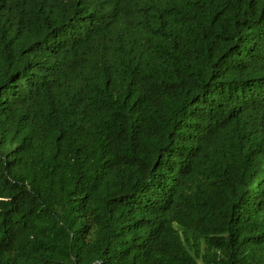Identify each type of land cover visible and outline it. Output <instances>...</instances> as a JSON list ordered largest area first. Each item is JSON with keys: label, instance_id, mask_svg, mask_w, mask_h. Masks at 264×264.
Listing matches in <instances>:
<instances>
[{"label": "trees", "instance_id": "1", "mask_svg": "<svg viewBox=\"0 0 264 264\" xmlns=\"http://www.w3.org/2000/svg\"><path fill=\"white\" fill-rule=\"evenodd\" d=\"M0 264H264V0H0Z\"/></svg>", "mask_w": 264, "mask_h": 264}]
</instances>
